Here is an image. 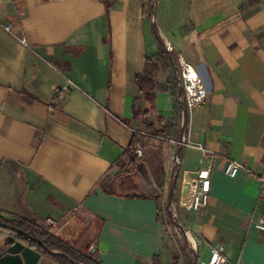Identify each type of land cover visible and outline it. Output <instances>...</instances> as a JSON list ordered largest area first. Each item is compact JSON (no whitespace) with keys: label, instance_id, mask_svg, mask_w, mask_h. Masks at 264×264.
<instances>
[{"label":"crops","instance_id":"obj_1","mask_svg":"<svg viewBox=\"0 0 264 264\" xmlns=\"http://www.w3.org/2000/svg\"><path fill=\"white\" fill-rule=\"evenodd\" d=\"M168 53L205 85L187 132L205 153L162 140L130 160V129L144 119L134 109L147 108L135 78L148 59L163 68L146 122L166 137L184 133L180 68ZM229 161L243 166L234 178ZM208 164V204L186 211L183 190ZM263 173L264 0H115L109 11L97 0H0L2 216L51 220L67 240L93 232L100 264H172L158 206L168 187L199 260L221 244L232 263L264 264Z\"/></svg>","mask_w":264,"mask_h":264},{"label":"built area","instance_id":"obj_2","mask_svg":"<svg viewBox=\"0 0 264 264\" xmlns=\"http://www.w3.org/2000/svg\"><path fill=\"white\" fill-rule=\"evenodd\" d=\"M6 30H10L6 28ZM176 60L178 66L180 68V75H179V86L181 88L182 93V103L183 107L178 113V127L183 130V135L180 139L166 137L162 140L165 141L169 146H173L174 148L177 147H193L198 149L200 152L205 153L204 148L201 146L194 147L192 144L187 140V132L189 128V119L191 116V112L200 107L206 98V88L202 81V79L198 76L195 69L184 60V58L177 54ZM132 136L141 135L144 137H149V134L146 132L135 129L131 131ZM132 154L141 159L144 156V151L140 148V146H136L132 149ZM170 165L171 167L175 168L178 164V158L176 155H172L170 157ZM128 166H131V163H128ZM243 169V166L237 162L229 161L224 169V174L227 177L234 178L237 173ZM210 172L211 166L208 164L206 166L201 167L195 175L194 180L188 184L187 186V194L186 197L180 201L183 209L193 213L201 212L208 204L209 198V190H210ZM260 188H261V196L264 197V173L258 177ZM165 189H168L165 188ZM169 196L173 195V191H169ZM180 207V205L178 204ZM46 226H53L54 222L51 220L46 221ZM256 229L260 232H264V218H261L257 224ZM88 253L92 256L97 255V249L94 244H90L88 246ZM193 264H236L230 262L226 256L224 255V248L221 244H216L211 246L209 249V256L208 259L205 261L199 260L196 257Z\"/></svg>","mask_w":264,"mask_h":264},{"label":"trees","instance_id":"obj_3","mask_svg":"<svg viewBox=\"0 0 264 264\" xmlns=\"http://www.w3.org/2000/svg\"><path fill=\"white\" fill-rule=\"evenodd\" d=\"M97 1L103 4L106 11H109L115 2V0H97ZM153 31L155 34V39L162 49V42L159 39L156 31L154 29ZM172 58H173L172 54L168 53L167 59L169 60L170 63L171 61H173ZM174 60H176V58ZM162 68H163L162 65L148 59L143 69V72L141 74H138L135 78V84L142 96L143 101L147 105V108L142 111L138 109H134L133 115L135 117L141 114L143 115L144 117V119L142 120L143 128L141 130L149 134V137H144L141 135L132 136L131 145L127 153L128 158L130 160H132V157H134L132 154V149H134L136 146H140V148L143 151L147 148H158L161 150L164 147V143L162 142V139L167 136V131L163 129H157L155 126L148 125V123L146 122V116L148 112L154 108L155 100H156V92L160 89V86L155 82V79ZM130 131H132V129H130ZM170 197H172V195H170ZM158 206H159V201H158ZM0 222L3 224L16 227L28 233L32 237L41 240L43 244L47 246L49 249L64 253L66 256L70 257L78 264H100L95 256H92L86 252L85 247L89 245V243H86L80 247L77 244L76 240L71 242L65 238L60 237L59 235L54 234L50 227L44 226L42 222L34 218L9 219L0 214ZM3 233L14 235L17 238V240H19L26 246L30 247L35 251L44 253L41 246H39L36 242L27 239L22 235L13 233L7 229L0 227V235H3ZM191 255L193 256L192 259L189 260L188 257L186 258L187 264H193L196 259V255H194L193 252L191 253ZM49 257L57 264H70L64 258L58 256H54V257L49 256Z\"/></svg>","mask_w":264,"mask_h":264},{"label":"rangeland","instance_id":"obj_4","mask_svg":"<svg viewBox=\"0 0 264 264\" xmlns=\"http://www.w3.org/2000/svg\"><path fill=\"white\" fill-rule=\"evenodd\" d=\"M168 189L161 191L159 197V207L162 219L168 228L167 245L170 248V261L172 264L183 263V257L193 258L191 253L197 254L198 247L192 238L191 234L186 231V228L180 223L179 211L180 207L175 203L174 197H170ZM77 244L81 247L86 243L93 244V232L88 233L87 230L82 231L78 228ZM69 241L73 242L72 239ZM86 252L88 253V246ZM89 254V253H88Z\"/></svg>","mask_w":264,"mask_h":264},{"label":"water","instance_id":"obj_5","mask_svg":"<svg viewBox=\"0 0 264 264\" xmlns=\"http://www.w3.org/2000/svg\"><path fill=\"white\" fill-rule=\"evenodd\" d=\"M186 194L187 186L183 190V198L186 197ZM0 227L36 242L44 251V253L35 251L17 240L14 235H9L4 238L0 244V250H2L0 252V264H57L48 259V256H58L64 258L70 264H78L76 261L66 256L64 253L49 249L43 244L41 240L32 237L28 233L16 227L3 224L1 222Z\"/></svg>","mask_w":264,"mask_h":264},{"label":"flooded vegetation","instance_id":"obj_6","mask_svg":"<svg viewBox=\"0 0 264 264\" xmlns=\"http://www.w3.org/2000/svg\"><path fill=\"white\" fill-rule=\"evenodd\" d=\"M2 250H0V252H1ZM48 259H50V260H52L49 256H48ZM53 261V260H52ZM54 262V261H53Z\"/></svg>","mask_w":264,"mask_h":264}]
</instances>
